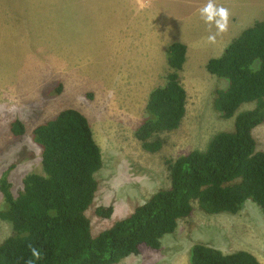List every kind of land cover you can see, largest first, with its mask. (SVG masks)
<instances>
[{"label": "rangeland", "instance_id": "1", "mask_svg": "<svg viewBox=\"0 0 264 264\" xmlns=\"http://www.w3.org/2000/svg\"><path fill=\"white\" fill-rule=\"evenodd\" d=\"M206 3L0 0V211L6 207L3 179L17 196L28 174H43L33 130L63 109L88 117L103 154L98 191L87 212L94 234L170 186L166 158L204 149L215 133L235 129V116L223 118L215 106L216 90L226 81L211 74L206 61L262 14L264 0H215L234 20L218 35L223 46L209 51L204 45L214 44L207 43L209 26L198 11ZM176 41L188 46L180 71L187 111L179 128L159 133L163 148L153 153L142 147L135 131L147 115L150 93L167 82L169 46ZM253 106L244 103L238 112ZM17 120L22 134L12 130ZM254 135L264 150V123ZM110 205L111 217L96 214L97 207ZM12 233L11 223L0 217V243ZM196 243L225 253L247 250L264 264V212L252 200L237 214H210L195 202L191 215L162 238L159 249L142 246L117 264H190Z\"/></svg>", "mask_w": 264, "mask_h": 264}, {"label": "trees", "instance_id": "2", "mask_svg": "<svg viewBox=\"0 0 264 264\" xmlns=\"http://www.w3.org/2000/svg\"><path fill=\"white\" fill-rule=\"evenodd\" d=\"M187 51L181 41L169 46L167 82L150 93L147 115L135 131L149 152L163 148L160 132L176 130L185 118L188 94L180 71ZM206 68L226 81L216 90L215 106L223 118L235 116V129L215 133L204 149L166 158L170 186L96 234L87 212L98 191L103 154L90 120L66 108L37 125L33 140L42 151L43 174H28L17 196L2 180L6 207L0 217L11 223L13 233L0 243V264H117L142 246L159 249L162 238L191 215L195 202L210 214H237L252 200L264 212V150L254 135L264 123V19L242 30ZM249 102L252 108L238 112ZM12 130L22 134L21 121H14ZM95 212L109 218L114 207L99 206ZM30 245L39 250L38 260ZM189 262L262 264L247 250L225 253L203 243L191 247Z\"/></svg>", "mask_w": 264, "mask_h": 264}, {"label": "clouds", "instance_id": "3", "mask_svg": "<svg viewBox=\"0 0 264 264\" xmlns=\"http://www.w3.org/2000/svg\"><path fill=\"white\" fill-rule=\"evenodd\" d=\"M198 11L201 19L209 26L210 34L207 37V41L210 44H214L216 42V37L228 29L229 10L226 7L218 6L215 0H207V3L199 8ZM213 26L216 29L214 33L211 32ZM29 248L32 256L38 260L40 258L39 250L31 245ZM27 264H33V262L29 260Z\"/></svg>", "mask_w": 264, "mask_h": 264}, {"label": "crops", "instance_id": "4", "mask_svg": "<svg viewBox=\"0 0 264 264\" xmlns=\"http://www.w3.org/2000/svg\"><path fill=\"white\" fill-rule=\"evenodd\" d=\"M260 8V7H259ZM262 14L261 15H259L257 18H253L252 19V22H250V24H249V26H251L256 20H262V19H264V5H263V7H262ZM233 16H235V15H233ZM237 18V16L235 17V19ZM258 18H260V19H258ZM234 20V18L232 19V16L229 18V22H228V29L227 30H229L230 29V27H231V24H232V21ZM249 26H247V27H249ZM246 27V28H247ZM245 29V28H244ZM222 38L221 37H219V36H217L216 37V42L214 43V45H208V46H205L204 44V50H207V51H209V50H213L214 49V47H216V48H221L222 46H223V42H222ZM198 43H200V44H202L201 42H198ZM208 43V42H207ZM229 44V42L227 43V44H225L224 46H223V48L221 49V53H219L218 55H214V56H210L209 58H212V57H218V56H220L222 53H223V51H224V49H225V47L227 46ZM188 53V52H187ZM187 60V59H186ZM209 60V59H208ZM208 60L206 61V63L208 62Z\"/></svg>", "mask_w": 264, "mask_h": 264}]
</instances>
